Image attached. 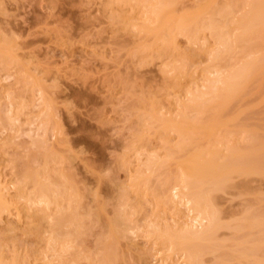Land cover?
<instances>
[{
	"label": "rangeland",
	"instance_id": "1",
	"mask_svg": "<svg viewBox=\"0 0 264 264\" xmlns=\"http://www.w3.org/2000/svg\"><path fill=\"white\" fill-rule=\"evenodd\" d=\"M159 1L0 0V172L2 179L9 185L6 189L7 192L10 191L8 196L10 198L16 196L14 197L16 201L19 198L20 205L16 202L17 206L23 209L21 218L18 209L12 207L16 209L15 213L11 209L12 213L11 210L4 213L5 217H2L4 220L0 221V235L3 238L1 242L2 240L4 243L7 242L5 247L2 245L3 242L1 245L4 250L9 247L5 252L10 254L13 248H17L14 252L20 253L18 254L20 257L22 255L26 257L25 254L30 252L29 256L24 257L27 263L28 259L30 264L33 259L32 264L35 261L37 264L43 263L41 257L45 243L40 237L41 231L45 232L48 229L47 223H44L45 219L42 222L40 218L42 230L39 228L38 235H33L34 232L30 230L34 225L28 228L31 218L29 215L35 212L31 208L43 207L32 202L30 205L29 199L23 198L26 195L19 197L22 192H19L20 195L17 197V189H20L19 183L23 181L22 184L25 182V185L22 186L26 187L23 189L26 193L28 190H34H32L34 182L30 179L25 180L26 178L28 180V176H24L27 167L25 164L29 163L33 171L36 172L38 168L40 172L41 167L44 170L47 153H50L55 158L49 164L53 170L51 175L59 172L64 174L67 178L65 183L73 185L71 187L76 191L69 185L74 191L71 192H76L75 195L78 196V198L75 196L77 203L75 201L74 207L76 204L78 207V202L82 206L81 211L77 210L79 214H76L84 216L80 219L84 222L81 226L83 233L79 231L70 235L79 234L81 237L77 238V241L72 237V241L76 243L71 242L74 245L67 252L68 259L71 256L75 257L79 252L80 256L86 255L85 258H79L78 264H93V259L98 255L103 257L100 256L103 259L101 262L106 263L105 247L112 243L113 238L107 236L108 223L105 221L107 218V221L109 218L113 219L116 211L124 205L122 204L124 201L121 200L124 189H128L126 193L131 190L127 195L136 194L133 188L129 187L130 190L127 188L131 182V175L133 178L137 176L134 175L135 169L137 174V171L145 169L144 163L147 166L152 162L149 169H145L146 173L145 170L142 171L146 176L149 175L150 179L143 200L136 197L137 194L136 200L135 198L132 200L134 196L126 195L132 197L131 201L129 198L126 201L130 204L139 201V198L141 202V205L134 207L136 209L134 214H129L132 220L126 222L127 233L123 232L126 236L121 233L122 237L118 235L119 241L116 239V244H113L115 248L112 246L108 248L114 249L117 258L112 252L110 256L112 254L114 258L121 259L119 262V259L117 261L114 259L116 263L111 259L113 264H163L160 263L162 261L160 258L167 256V252L164 253L159 242L154 244L155 237L153 235L150 237L147 233L148 229L152 230L149 225L152 221L168 224L167 222L172 220H180L182 217L179 216L182 213H176L177 209H170L173 205L167 207L168 209L158 207L156 204L158 195L155 193L156 190L159 191L158 186L162 180L169 176L177 178L176 175L180 171L178 162L190 153L194 146H188L183 151L176 150L175 147L181 142L178 134L173 130L166 131L161 128V122H155L150 118V114L153 112L154 115L158 113L164 114L165 117L174 116L176 120H181L187 114L192 119L195 117L202 121L209 120L211 111L198 114L196 107L186 106L189 95L187 91L196 89L199 84H205L203 71L207 73L210 70H218L225 74L247 58V54L243 52L241 46L233 53L219 52L218 45L208 32H202L195 42L178 35V46L189 55L187 70L194 72L197 78L192 80L189 75L177 74L172 67L180 65L179 53L173 50L171 45L163 46L162 41L155 36V31L143 30L144 25L156 29L155 26L158 24L153 21L155 17L152 10ZM175 1L174 8L179 16L183 12L195 11L205 0ZM216 1L222 3L224 0ZM239 2L241 4L238 3L236 15L248 8L246 5L249 0ZM148 19L152 20L151 24L147 22ZM258 40L256 46L259 45V49L263 48L264 42L262 44V40ZM203 48L205 52H201ZM152 103L155 104V108H152L154 105ZM221 117L223 121L228 122V126L218 130V138L225 137L226 130L236 131L239 128L242 132L244 130L246 135L249 131L255 130L259 138L264 137V79L253 81ZM199 141L200 145H206L204 140ZM241 144L245 146V143ZM158 160V164L155 165L154 162ZM141 162L142 167H139ZM174 179L173 181L176 180ZM175 183L176 181L174 185ZM169 184L165 188H168ZM232 184L234 186L226 190L213 192L215 202L219 208L225 210L223 212L225 216L232 212L237 214L233 218H239L248 207L264 208V175L235 174ZM165 191L168 192L166 189ZM25 206H28V209ZM29 206L33 207L29 209ZM182 207L184 210V206ZM130 208L133 207L129 205L126 210L129 211ZM224 215L222 217L225 218ZM228 218L224 221L231 220ZM32 220L36 224L35 219ZM73 226H68L69 229L66 230L71 232L70 228ZM74 228L77 229L75 226ZM221 231L222 235H218L220 236L218 239L225 241H223L225 247L215 252L218 254H206L205 264H218L220 261L216 256L223 251L226 253L231 251L236 247L234 243L246 240L244 235L250 232L249 229H245L237 236H233L228 228ZM106 239H110L111 242ZM103 240L107 242V246L103 245ZM11 255L12 253L6 254L7 258L10 256V261L18 256L13 258ZM89 256L93 258L92 261H89L90 258L87 260ZM178 256L170 258L180 260L182 257L178 259ZM99 259L97 258V262L94 260L95 264L99 263ZM168 260L166 264H170ZM176 260H173L175 264L181 263L183 258L177 262ZM55 261L57 259L53 264H58ZM228 261L227 264H241L234 258ZM247 263L245 260L244 264Z\"/></svg>",
	"mask_w": 264,
	"mask_h": 264
},
{
	"label": "bare ground",
	"instance_id": "2",
	"mask_svg": "<svg viewBox=\"0 0 264 264\" xmlns=\"http://www.w3.org/2000/svg\"><path fill=\"white\" fill-rule=\"evenodd\" d=\"M175 2V0H164V2L163 0H160L158 5L152 10V14H154L155 17V20L153 21H156V23L158 24L155 26L156 29L154 28L153 30L150 25H144L143 30H147V32L155 31V36L158 38V40L162 41L159 42H161L163 46L167 47L171 45L173 47V50L179 53L178 55L181 63L180 65H174L172 67V70H174L177 74L182 73L184 75H189L192 80H195L197 78V76L194 75V72H188L187 70V60L189 59V55L188 53L181 51V48L178 46V35L185 36L190 42H195L202 32H208L209 35L215 40V43L218 45L217 49L219 52L233 53L237 47L241 46L243 52L247 54V58L243 59L238 65L233 66L225 74L218 70H210L207 73L206 71H203V73L205 74V84H199L196 89L187 91L189 95L187 97L188 101L186 103V106L196 107L195 110L198 111V114L207 110L211 111L212 115L209 120L202 121L201 119H197L195 117L194 119H192V117L190 116V118L186 113L185 114L187 117L182 115L183 118L181 120H176V117L174 116L165 117L163 116L164 114H159V117L158 113L156 112L155 113L158 117H156L153 112L152 114H150V118L155 122H161V128L166 129V131L173 130L178 134L181 142L178 144V146L175 147L176 150L183 151L188 146L192 145L194 146V148L183 159H181L180 162H178L180 163L178 165L180 167H178V169L180 170V175H176V180L170 176L169 178L167 177L168 179L166 178L164 179V181L162 180L163 182L161 181V184H159L158 186L159 191L156 190L157 194L155 193V195H158V200L156 202L158 207L161 206L163 207V209H166L167 207H170V205H173L172 208L170 207V209H177V211L179 212L176 211V213H182L179 218L182 217L181 219L184 220L177 219V221L175 220L177 223L172 220L171 222H167L168 224H163L161 222L158 223L156 221H152L151 224V222L149 221L151 225H149L150 227L148 225L147 226L149 228H152V230L150 229L149 231L148 229L147 233L150 237L152 235L153 237H155L156 243L154 244H157L159 242L163 246L164 253L165 251L167 252V256H161L163 259L160 258V261L162 260L160 263L163 262V264H166V261L170 257L172 258L176 255H179L178 259L180 258V256L183 258V260L182 258L180 259L182 260V264H205L206 260L204 256L206 254H214L215 252L224 249L225 241L218 239L222 235V233L220 232H222L221 230H223V228H228L229 231L231 230V234L233 236H237V234H240L241 232H243V230L249 229V234L244 235L246 240L235 242V249L232 248V250L228 251L227 253L223 251V253L216 256V258L219 257L220 262H218V264H227L226 262H229L228 260L231 261L232 258L237 259L239 262H241V264H244L245 260H247V264H264L263 207H258L259 210L257 208L255 209V207L252 206V208L248 207L243 210V216L241 215L242 217L240 216L239 218H233L237 214H232V212H230L232 216H230V213L229 215L226 214L227 216H225L223 213L225 210H222L218 207L217 203L215 202V196H213V192L222 191L226 190L228 187H233L234 185L232 184V179L235 174L244 176H248L251 174L264 175V137L259 138L260 136L258 137L257 131H249L248 135H246L245 131L243 130V132L245 133L244 135L242 130H240L241 128H239L236 131L226 130L225 137L223 138L217 137L218 130L221 128H226L228 126V122L223 121L221 116H223V114L230 108L233 101L241 93L247 90L249 88V85L253 81L258 80L259 78L264 79V47L259 49V45L256 46L259 43L258 39L262 40L261 43L264 42V0H249L247 5L244 3V5H246L248 8L239 15H236V12L238 10L237 6L238 3L241 4L240 2H243H239V0H224L222 3H218L216 0H205L198 5L195 11L183 12L179 16H177L175 11L176 8H174ZM147 22L151 24L152 20L148 19ZM201 52H205V48H203ZM216 56L218 55L216 54ZM180 105H182V103H180ZM152 106V108H155V104ZM161 116H163V118ZM199 139L204 140L206 142V145H200ZM241 143H245V146L243 147ZM170 155H172V153H170ZM51 157V154L47 153L45 157L46 163L44 161L45 164L43 165L44 170L42 169L43 167H41L40 170V172L42 171L43 173H40L38 171V168H36L37 171L35 172V170L33 171V168H31L29 163L25 164V166L27 165L28 167H25V171L28 173L23 170L24 168H22V171H24V174H26L24 176H28V180L27 178H22L23 180L25 179L26 181H29L30 179V181L34 182L32 185L34 187L32 188V190H34H28V193H26L25 190H23L26 189V187L22 186L25 185V182L22 184V181L20 182L21 184L19 183L20 189H17V197L18 194L20 195V193L22 192V195H20L19 197H23L24 195H26L23 198L25 199V197H27L29 199L28 201H30V205L32 203H36V205L38 204L43 207L42 209L41 207L36 206L37 208L41 209V211H39L40 209H35L33 206H29V209L33 207L31 209L36 212H34L35 214L33 213L31 215H36L37 217L29 215L32 219H35L34 222L36 224H34L33 220L27 216L28 213L26 214L28 219L30 218L32 220L31 223V220L29 219L30 223L28 222L29 225L27 224L28 228L29 226L32 227V225H34L33 228L30 229L34 232L33 235H38L40 233L38 231L39 228H41L42 230L41 224L42 222H44L43 219H45L46 221L44 223H47L46 225L48 229H45L46 233L42 232L43 230H40L43 234H41L40 239L43 238L41 241H44L45 243H43V253L40 252L43 254V257H41L43 258V263L41 264H53V261L55 259H57V261L55 262H58V264H78V261L80 260L79 258H85L86 255L80 256L81 253L79 252L76 253L77 255H75V257L73 256L74 258L70 255L71 257L70 259H68L69 256L67 255V252H69V250L74 245L73 243L71 244V242H73L74 240L77 241V238L79 239L81 237L79 236V234H75V236L78 235L76 236V238L74 234L73 236L70 235L75 232L78 233L79 231L80 233H83V228H81V226H83L84 222L82 220L80 221V219L84 218V216L82 215L81 217L77 216L76 214H79L77 210L81 211L80 207L82 206L78 202V207L77 204L74 207L73 204H75L76 201L75 196L77 198L78 196L75 195L76 192L73 193L74 191H76L75 188L71 187L73 185L65 183V181L67 182V178L64 176V174L62 175V173L60 174V172L58 173L57 171H55L60 175L58 176V174L56 173L53 174V176L56 175V177H53L51 175L53 173V170L52 168L50 169L49 164L55 159ZM158 162L159 160L154 162L155 165H157ZM151 164L152 162L147 166H145V163L143 165L145 169L148 170ZM139 167H142V162L141 166ZM30 170L32 172H30ZM142 171L139 170L136 174L135 169L134 175L137 176L134 177V179L133 175H131L133 179L131 178L130 184L128 185V187L126 186L127 188H133V192H136L138 196H136V194L134 195L133 193H131L132 195H127L128 193L130 194L131 190L129 188L130 191L126 193V190L128 189H124L125 192L123 191V193L121 194L122 197H120L121 200L125 202H122V204L126 206L122 205V207L118 211H116V216L113 219L109 218V221H107V218L105 221L106 224L108 223V227L106 225V230H108L107 236L110 239L113 238L111 239L113 240L112 243H109L111 242L110 239H106V241L109 240L108 245L112 246V248H115V245H113L116 244L115 240L117 239V241H119V236L122 237L121 233H125V230L127 229L126 224H128L126 222H130L132 220V218L130 219L129 217L131 213L134 214L136 210L134 207H136V205H141L140 198H144V196L147 194V192L145 193V191L147 189V186L149 185L148 182H150V179L149 175L147 174L148 176H146V174H144V172ZM169 179L172 180L169 181ZM173 179L177 184L175 183L174 185L175 181H173ZM177 179L179 181H177ZM4 181L5 180L2 179V175L0 172L1 222L2 220H4L2 219V217L4 216L3 214L10 211L11 209L14 212V210H16L15 208H17V211L19 212L18 215H20L22 212V208L20 206H17L19 198H17L16 201L14 198L16 196L11 198L8 196L10 194V191L7 192L6 189L9 185H7V181ZM169 183L171 184V186ZM167 184H169L167 186L168 188H165ZM69 185L74 191L69 187ZM169 186L174 187L170 188ZM164 188L168 190V192L165 191ZM171 189L172 191L170 192ZM126 195L129 197L134 196L133 198L131 197L132 200L134 198L135 200L138 199L136 197L140 198L139 201H135L133 202V204L131 202L130 204L128 202L131 201V198L127 197ZM127 198H129L130 200ZM127 200L129 201L126 202ZM126 203L133 208H130L129 211L126 210L129 208V205H127ZM24 204L25 203L23 202V205ZM18 205L20 204L18 203ZM127 206L128 208H126ZM182 206H184V210ZM26 208L28 209V206ZM131 209L133 210L132 212ZM185 209L187 210V212ZM12 210L10 211V213H12ZM185 212L187 213V215H185ZM23 213L25 215V212ZM100 214L101 211L99 212V217L101 216ZM222 214L225 216V218L222 217ZM95 216L98 215L95 214ZM183 216L186 218H183ZM19 217L21 218V215ZM226 217H229L228 219L231 218V220L225 222L224 220L227 219ZM22 218H24L23 215ZM40 218L42 219V222ZM178 221L184 222L179 223ZM173 222L175 223L172 224ZM73 224L75 227H77V229H79L78 231H76L77 229L74 228ZM70 225L73 226L72 228H70L71 232L67 231L69 227H71ZM71 229H74L75 231L72 232ZM30 230L27 229L29 233H31ZM72 237L74 238L73 241ZM1 238L2 237L0 235V264L27 263V261H25V258L29 256L28 254L30 252H27V254H25L27 255L26 257L22 255L26 251L24 253L21 252V255L23 257H20V255H18L20 253L14 252V250L17 251V248H13L14 254L13 252H10V254L12 253L13 258L16 255L18 256L10 261V256L8 258L6 256V254H10L5 252L9 247H6L7 249L4 250L5 244L7 242L4 243V240H2V242L4 243L2 244ZM104 240L102 241L104 243L103 245L107 246V242ZM76 241L74 242L76 243ZM1 244L4 245V247ZM109 246L105 247L104 262L106 263L104 264H111L113 261V263H116L118 259L119 262L121 260L120 257L116 259L117 254L114 255V249L109 250ZM103 248L104 247L102 246V249ZM107 248L108 251L106 250ZM31 250L32 249H30V251ZM101 252L104 253V250H102ZM110 252H112L116 258H114L112 254L110 256ZM100 256L101 255H98L97 258L99 259ZM41 258L39 257V260ZM89 258L90 256L87 260H89ZM97 258L93 259L91 257L89 261H92L91 259H93L92 263L94 262L93 264H95V261L97 262ZM102 258L99 259L100 261H98V264H103L101 262L103 261ZM21 259L23 262H21ZM114 259H116V261ZM28 260V263L30 264V259ZM173 260L176 259H171L170 261H168L170 262V264H175ZM180 260H176V262ZM33 261L31 262V264L33 263ZM34 264H37L36 261L34 262Z\"/></svg>",
	"mask_w": 264,
	"mask_h": 264
}]
</instances>
